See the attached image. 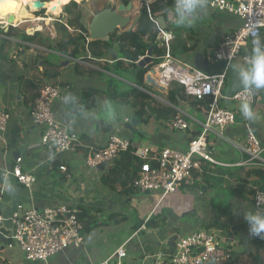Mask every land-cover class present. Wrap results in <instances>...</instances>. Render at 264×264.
Returning <instances> with one entry per match:
<instances>
[{"label":"crops","instance_id":"1","mask_svg":"<svg viewBox=\"0 0 264 264\" xmlns=\"http://www.w3.org/2000/svg\"><path fill=\"white\" fill-rule=\"evenodd\" d=\"M118 2L123 3L121 0H118ZM133 7L132 4L131 9ZM39 11L32 10L31 13L41 20L27 18L24 22L35 21L38 28L41 25V29H36V31H40L41 33L44 27H50L51 33L42 34L53 38L52 24H50V21L45 22L46 17L41 18L42 16H38ZM138 11H140V5ZM44 12L47 15V11L45 10ZM61 14L63 19L58 20V22L65 23L66 14H64L63 9L61 10ZM137 16H135L133 22ZM24 22L19 21L14 26ZM239 24L240 21L237 18L213 11L206 6L198 24L191 27L197 35L199 43L194 53L186 56L185 59L194 65V54L201 52L204 55V59L208 62V70L221 68L222 63L208 61L207 57L210 49L224 35L236 29ZM6 27L8 26L0 25V28L7 29ZM66 27L70 30L69 26L66 25ZM28 31L31 32L32 30ZM1 38L9 40L5 51H7V55L12 56V60L10 62L0 60V109H4L9 113L8 124L5 130L0 132V215H10L17 205H21L23 209H30L64 204L81 207V213L85 211L86 224L89 220L93 221V223L100 221L101 225L107 224L108 221L118 222V219L123 221L128 218L132 209L136 215V221H140L138 226L133 225L131 234L117 246L119 247L125 243L126 255L121 257V259L117 257V260H114L116 256L114 252L117 247L105 258L97 259L91 255L92 252L85 247L83 242L80 248L71 247L52 256L46 261V264H103L105 261H108V264L147 263L151 259V255L157 250L161 240L175 232L184 234L191 232L198 224L211 227L209 226L210 224L206 223L210 218H216L219 220V225L227 228L229 238L238 239V243L232 251V258L220 264H247V257L244 259L243 255H241L243 251L241 244L245 241L246 237H249L251 249L247 253L255 252V236L249 234L248 225L244 219V212L249 210L254 211L251 200L243 201L236 199L232 201L228 207L229 213L225 212L220 216L212 210V192L209 189L201 188L200 185H195L192 188L179 189L174 193L168 194L160 201L159 197L156 200L152 198L150 201L153 203L150 207H141L135 213V209L133 208L134 195H122L119 192L120 187L118 184L116 185V189H113L101 182V175L110 167L99 165L95 169H91L86 167L84 163V156L87 153L88 146L95 148L103 147L112 133L127 137L131 141V145L136 148L151 147L157 149L162 146H168L176 150L185 151L191 137L202 130V123L205 119L204 112L196 110L195 107L183 104L180 101L177 103L179 106L178 111L183 112L191 122L190 132L183 133L182 131L172 130L166 125L168 119L158 122L154 116H150L147 123L140 121L139 125H144V128H142L144 132L137 130V127L134 132H131L124 126V119L135 116L133 112L131 114L123 113L122 116L116 114L115 120H109L103 111V107H101V104L105 100H97L95 107L87 109L92 118L78 120L69 128L64 120L62 105L60 100H58L53 105L56 120L68 129L76 132L82 145L73 152H57L53 149H48L40 143V129L32 123L29 114L33 97L35 93L37 95L40 86L46 82H55L60 86L62 95L71 91L81 100L83 89L86 86L92 85L103 90L108 87L110 88V85L105 84L102 78L105 75H111L106 74L100 67V64L72 59L60 52L49 50L33 43H24L20 40L0 35ZM15 43H22L24 46L27 45L28 48L16 49L13 46ZM39 49L43 52L38 59ZM250 51V49L243 50L241 56L234 59L231 63L227 71L223 94L231 96L241 88L233 69L235 66L246 62L242 57L243 55L247 57ZM53 55L58 56L57 61L53 59ZM36 58L38 62L34 68L32 65ZM43 59H50L63 65L58 76L49 79L42 78ZM104 60L99 59L101 63ZM108 61L111 62V60ZM75 63L79 67H76ZM229 75L231 76L230 81H228ZM122 76L121 80L129 84L126 80L127 73L123 72ZM41 81L42 84H40ZM35 86H38V88L36 87V89ZM149 87L150 92L155 90L153 86L149 85ZM111 92H113L112 88ZM161 94L163 96L157 95L160 100L156 98V101L159 104H167V100L165 99L167 93L162 92ZM260 95L254 103H251L257 115V119L254 122H250L242 116L240 112L242 102L225 98L219 101L221 107L234 113L235 122L223 130H219L218 127L213 126L207 133V142L208 148L215 159L225 164L224 166H220L225 171L230 170L237 173L240 167L245 169L253 167L238 164L244 155L243 148L247 126L257 135L264 147V91H260ZM118 104L122 108L126 106L125 104ZM107 123L111 125V129L108 131L104 130ZM136 132L139 135H136ZM144 135H150L152 140L144 139ZM15 152H17L16 157H14ZM262 154L261 156L264 159V155ZM18 156L21 157L19 162L21 171L32 173L36 177V181L30 188H26L23 184L19 183L12 174V168L16 164ZM60 165L66 166L67 172L60 171ZM208 166H213L214 168L218 165L209 164ZM237 175H244L243 170H240ZM9 181L16 187L14 194H9L6 190V183ZM168 196L171 197H169L167 204L164 206V211H160L162 203ZM159 212L161 215L166 216V224L149 227L146 222L153 214ZM229 215L242 216L243 220L237 224L235 221L233 222L228 219ZM3 242L4 239H1V244ZM3 248L4 245H0V251ZM259 252H261L262 258L264 256V249H260L258 255ZM0 254L3 255L2 252ZM126 257H128V260H124Z\"/></svg>","mask_w":264,"mask_h":264},{"label":"built area","instance_id":"2","mask_svg":"<svg viewBox=\"0 0 264 264\" xmlns=\"http://www.w3.org/2000/svg\"><path fill=\"white\" fill-rule=\"evenodd\" d=\"M35 1L38 0H32ZM153 1L155 0H129L133 5L138 2L140 9L145 6L149 15V5ZM205 4L213 11L231 15L240 21L236 29L224 35L210 49L207 59L213 63H222L219 69L203 71L187 60L174 57L169 51V44L174 40V35L161 28L155 17L159 30L157 37L165 45L161 62L151 68L157 85L169 89L172 84L177 83L182 86L186 96L210 99L208 109L204 112L202 130L191 137L185 151L162 146L157 149L139 147L133 152L142 161L132 181L133 188L145 193L159 192V201L179 189L194 187L201 181L203 170L209 164L225 165L215 159L207 142V133L213 126L223 130L235 122L234 113L219 105L220 99L248 101L251 104L261 96L260 92L248 96L242 88L227 96L223 94V87L231 62L241 56L243 50H251L254 41L264 42V0H205ZM150 17L153 18L151 15ZM145 54L139 56L137 61ZM242 58L247 59L244 55ZM149 93L158 98L156 94L150 91ZM62 96V90L57 83H43L32 102L29 114L32 123L40 129L42 146L57 152H73L82 145L79 136L57 121L53 112L54 103ZM8 121L9 113L0 109V132L5 130ZM127 121L125 118L124 122ZM166 125L183 133L190 132L191 129V122L181 111L170 117ZM130 145L131 141L127 137L112 133L103 147L88 146L84 156L85 166L91 169L99 165L111 167L119 154L128 150ZM263 151L261 141L247 126L244 155L238 164L264 168V159L261 156ZM20 160L21 157L18 156L12 174L19 183L30 188L36 177L32 173L21 171ZM59 170L67 172V167L60 165ZM252 207L254 211L264 212V190L255 191ZM81 212V207L77 205L62 204L30 209L17 205L10 215H0V234L4 236L2 239L8 240L7 247L15 246L26 260L46 262L68 248L82 247L84 224L79 219ZM174 234L177 239L174 247H170L165 242ZM262 242L264 249V239ZM237 243L238 239L228 238L221 230L198 224L191 232H175L161 240L151 259L143 264H220L232 258V251ZM124 246L125 243L117 247L114 255L124 257ZM103 264H108V261Z\"/></svg>","mask_w":264,"mask_h":264},{"label":"trees","instance_id":"3","mask_svg":"<svg viewBox=\"0 0 264 264\" xmlns=\"http://www.w3.org/2000/svg\"><path fill=\"white\" fill-rule=\"evenodd\" d=\"M47 1V0H43ZM64 5V13L68 12L65 8L68 4H74L75 0ZM127 4L129 0H121ZM174 0H155L150 3V15L146 7H141L138 16L136 17L133 25L125 31L119 32L115 30L109 33L107 39L87 41L88 31L87 27L82 22V13L77 8L73 17L67 19L65 23L55 21L52 25L53 38L48 35H43L40 31H35L32 34L25 32V25L23 23L17 26H8L7 29L0 28V35L10 39H17L24 43H33L46 49L60 52L72 59H80L90 63L100 64V67L106 74H110L114 78L121 80L123 72L127 73L126 88L117 91L113 83L105 90L96 86H86L82 92L80 102L86 109L96 106L97 100H111L116 103L125 104L130 106L133 115L137 116L142 123H147L150 116H154L158 122L161 120L169 119L178 111V102L189 104L196 108V110L205 112L208 109L210 99L202 98L196 99L194 97L186 96L183 92L182 86L174 83L168 89L165 99L167 104H159L156 97L149 93L150 87L145 83V74L153 66L161 62V56L165 53V45L163 41L158 38V27L155 23V17L162 15L166 22V30L171 32L175 39L169 44L170 53L177 58L186 60L185 57L192 55L199 43V39L191 27H178L172 22H169L171 15V7ZM77 7V6H74ZM41 9L39 13H43ZM37 14L44 17L43 14ZM24 22V21H23ZM71 28L69 30L66 25ZM231 33V32H230ZM228 33V34H230ZM8 39H0V60L10 62L12 56L7 55L5 51ZM15 47L25 48L28 46L22 43H15ZM27 46V47H26ZM153 46L152 57L153 62L145 68L137 66V59L146 53L149 47ZM38 59L41 57L42 50H38ZM89 54V57H88ZM115 56V57H114ZM99 59H105L103 63ZM36 60V61H35ZM34 60L33 65H37V58ZM108 60H111L109 62ZM43 69L41 75L43 79H49L58 76L61 70V65L53 62L50 59H43ZM76 67H79L75 63ZM32 81V80H31ZM42 84V81L40 82ZM39 84V85H40ZM38 85V86H39ZM38 86H35V88ZM36 88V89H37ZM36 97V93L33 97ZM111 129L109 123L106 124V131ZM136 147L130 145L129 149L123 151L115 159L113 165L101 175V182L113 189H116L118 184L119 192L122 195L132 196L136 190L132 186V181L137 175L141 160L137 158L133 152ZM243 170L242 176H238L237 171H225L220 166H207L203 170L202 178L199 183L201 188L209 189L212 192L211 206L214 207L218 213H225L224 211L229 207L230 203L236 199L252 202V196L256 190H264V168L250 167ZM85 211L79 214V219L84 224L83 232H89L97 225H101L100 221L93 223L88 221L85 223ZM119 220V219H118ZM146 224L149 227L160 226L166 224V216L161 213L153 214ZM226 231V236L229 238L227 228L222 225L216 224ZM4 238L0 234V245L7 247L8 240L5 238L1 244V239ZM255 252L250 253L256 263L259 264L258 251L263 248L262 239L259 237L254 238ZM1 264H5V260H1Z\"/></svg>","mask_w":264,"mask_h":264},{"label":"rangeland","instance_id":"4","mask_svg":"<svg viewBox=\"0 0 264 264\" xmlns=\"http://www.w3.org/2000/svg\"><path fill=\"white\" fill-rule=\"evenodd\" d=\"M91 1L93 2V5H99V6L100 5H105V4L111 2V1H107V0H91ZM69 2H70L69 0H65L63 2V4H61V10L62 9L64 10V7H63L64 3L67 4ZM74 6H77V7H74ZM26 8L29 10L27 5H26ZM65 8L68 11V12L65 13L66 14L65 15V17H66L65 20L73 17V15L75 14L77 8H79L81 13H82V22L87 27V23L86 22H87L88 18L91 16V11H93V7H91V6L89 7L88 6L87 0L82 1V2H79V0H77L76 2H74V4L72 3V4L66 5ZM31 9H32V6H31ZM39 14L45 15L46 13L43 12V13H39ZM47 15H48V13H47ZM47 15H45L46 21L45 20L44 21L45 22L50 21V24H52V25H53V23L55 21L63 19L61 12L58 15H52V18H48ZM41 18H43V17H41ZM170 18H171V15H170ZM35 19L36 20H41V19H38L37 16H35ZM32 20H34V19H32ZM22 21H25V19L22 20ZM169 22H172L174 24V22L172 21V18L169 20ZM198 22H199V20L196 22V24H198ZM25 24H26L25 32L27 34H32L34 31H36V29H41V25H39L40 28H38V25H37V23L35 21L34 22H32V21L24 22L22 25H25ZM28 30H32V31L29 32ZM70 30H71V28H70ZM48 32L51 33L50 27H44L43 30H42V33L47 34ZM174 39H175V37H174ZM15 48L17 49L18 47H15ZM52 57H53V59H55L57 61L58 56L53 55ZM62 66L63 65H61V68H62ZM232 67H233V64H232ZM102 80L107 85L113 83V85L115 86L117 91H120L121 89H124L127 86L126 83H124L123 80H118L117 77L114 78L113 76H109V75L103 76ZM230 80H231V76L229 75L228 81H230ZM109 90H111V89L109 88ZM152 92L154 94L158 95V96H163V94H161L162 92L158 91L156 88ZM112 102H113V106H114V108L116 110V114H120V116H122L123 113H127V114H131L132 113L130 106L126 105V106H124L122 108L121 106H119L118 103H116L114 101H112ZM101 107H103V104H101ZM142 128H144V125L137 126V130H139L140 132L141 131L144 132V130ZM137 134L139 135V133L136 132V135ZM143 138L146 139V140H149V141L152 140V137L150 135H144ZM262 153H264V152H262ZM262 155H264V154H262ZM159 194H160L159 192H148V193H145L144 191H136V193L134 194V203H133L134 204L133 208L135 209V213H136L137 209H139L141 207H146V208L150 207L152 205V203H153L152 201H150V199L153 198V200H156L159 197ZM154 195H156V196H154ZM169 197H171V196H168L164 200V202L162 203L161 207H163V208L160 207V211H164V206L167 204ZM230 205H231V203H230ZM212 210H214L217 213V215L221 216L223 214V213H218L217 210L214 207H212ZM133 211L134 210L132 209L131 214L128 216V218L126 220H123V221L118 220V222H113V221H108L107 220L108 221L107 224L100 225L98 227H95L91 231L84 233V245H85V247L87 249H89V251L92 252L91 255L95 256L97 259L105 258L126 237H128L131 234V232L133 231V228H132L133 225L134 226H138V224L140 223V221H136L137 220L136 219V215L134 214ZM224 212L229 213V208L227 207V209ZM228 219H230L233 222L235 221L238 224V223L241 222V220H243V217L242 216L237 217V215H229ZM206 223L210 224L209 226H211L212 228L214 227V228H216L218 230H221L224 233V235L226 234V231L224 229L220 228L219 226H215L216 224L219 223V220H217L216 218H210V219H208L206 221ZM241 247H242V250H243L241 252V255H243L244 259L247 257V260H246L247 264H258L253 259V257L249 253H247L251 249V244L249 242V237L245 238V241L241 244ZM0 252L3 253V255L0 254L1 255L0 256V261L2 259H4L5 260V264H46V262H42V261L31 262L29 260H26L24 255H23V253L21 251H19L15 246L13 248H7V247L4 246L3 250H1ZM258 256H259L258 257L259 258V260H258L259 264H264V256L261 258V252H259ZM117 257L118 256H115L114 260H117ZM4 260H3V262H4ZM124 260H128V257L124 258Z\"/></svg>","mask_w":264,"mask_h":264},{"label":"clouds","instance_id":"5","mask_svg":"<svg viewBox=\"0 0 264 264\" xmlns=\"http://www.w3.org/2000/svg\"><path fill=\"white\" fill-rule=\"evenodd\" d=\"M42 9L46 10L45 7ZM205 9V0H174L171 7V18L178 27H192L201 18ZM233 70L239 86L248 96L264 91V42L260 40L254 41L246 62L235 66ZM60 103L64 111L65 123L69 128L78 120L92 118L85 106L80 102L79 97L71 91L60 97ZM103 111L109 120L116 119V110L112 101H104ZM240 112L250 122H254L257 119V115L248 101L241 103ZM6 190L9 194H14L16 187L9 181L6 183ZM244 219L248 225L249 234L264 239V212L259 210L246 211L244 212Z\"/></svg>","mask_w":264,"mask_h":264},{"label":"water","instance_id":"6","mask_svg":"<svg viewBox=\"0 0 264 264\" xmlns=\"http://www.w3.org/2000/svg\"><path fill=\"white\" fill-rule=\"evenodd\" d=\"M85 0H79L82 2ZM111 1L105 5H93L91 0H87L88 6L93 7V11H91V16L87 20V31H88V40L96 41L106 39L109 33L118 30L119 32L128 30L132 26L133 19L138 15L139 3L136 2L132 8L131 2L127 4L119 3L118 0H107ZM44 1L38 0L33 2L35 9L44 8ZM25 17L23 19H27ZM14 19L13 14H8L6 16V26L13 25L12 23ZM156 20L159 22L161 28H166V22L164 16L159 15L156 17ZM7 28V27H6ZM152 49L153 46L149 47L146 51L145 56L137 61V66L139 68H145L147 65L153 62L152 57ZM194 66L203 71L208 70V62L204 59V55L201 52H197L193 57ZM152 69L145 75V81L148 85L153 86L160 92H168V89L160 87L157 85L156 81L152 76ZM140 124V120L136 116H131L127 122L124 123V126L130 130L131 132L135 131V128ZM17 156V152L14 153V157ZM147 193V192H146ZM177 239V235L174 234L168 238L165 242L166 245L170 247H174L175 240ZM112 264V263H111Z\"/></svg>","mask_w":264,"mask_h":264},{"label":"bare ground","instance_id":"7","mask_svg":"<svg viewBox=\"0 0 264 264\" xmlns=\"http://www.w3.org/2000/svg\"><path fill=\"white\" fill-rule=\"evenodd\" d=\"M64 1L65 0H50L44 3L48 18H52V15H58L61 12V4H63ZM26 5L29 10L26 8ZM32 10H35L32 0H0V24H7L6 16L8 14L14 15L12 23L22 21L25 17L34 19L35 16L31 13Z\"/></svg>","mask_w":264,"mask_h":264}]
</instances>
